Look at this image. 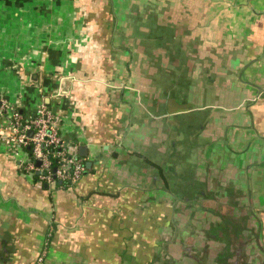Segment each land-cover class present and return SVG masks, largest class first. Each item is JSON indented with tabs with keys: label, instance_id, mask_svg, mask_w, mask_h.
I'll list each match as a JSON object with an SVG mask.
<instances>
[{
	"label": "crops",
	"instance_id": "0c3cea01",
	"mask_svg": "<svg viewBox=\"0 0 264 264\" xmlns=\"http://www.w3.org/2000/svg\"><path fill=\"white\" fill-rule=\"evenodd\" d=\"M0 103L44 104L84 162L49 186L0 135V264H156L191 166L264 264V0H0Z\"/></svg>",
	"mask_w": 264,
	"mask_h": 264
},
{
	"label": "rangeland",
	"instance_id": "374dc122",
	"mask_svg": "<svg viewBox=\"0 0 264 264\" xmlns=\"http://www.w3.org/2000/svg\"><path fill=\"white\" fill-rule=\"evenodd\" d=\"M205 153L206 159L217 164V152L207 151ZM179 169L182 170V168ZM184 169H187L186 173L190 172L193 175H197L199 172L202 173L201 170H208L209 173L203 175V177H206V185L205 187L200 186V190L196 187L194 189L197 191L194 189L188 191L182 183L176 184L180 194H187L188 198L187 200L182 198L174 200L175 209L172 216L174 226H170L173 231L168 230L170 233L167 236L168 241L173 236V241L164 244L165 240H159L161 239L160 235L165 236L167 233L160 234L158 232L155 244L159 245L162 257H157L156 264H211L213 260L211 263L209 261L213 257L217 260V264H252V262L262 264L260 261L262 254L255 252L258 251L253 240L256 236L255 232H250L247 236L244 231L233 230L236 223L243 222L245 218L247 222L248 218L245 213L238 214L239 211L244 212V209L235 208L237 212H232L231 206L233 204H230V200L217 199V168L203 169L191 166ZM203 188L205 191H202ZM218 193L225 194L221 189H218ZM198 194L202 195L195 197ZM205 194H208L209 197L202 199L201 197L203 195L205 197ZM166 221L165 217L159 215V226L164 222L166 223ZM165 251H167V255L164 254ZM152 252L153 247H145L143 249V253H145L143 254L145 255L143 260L148 259L151 256L149 254H152ZM251 252L250 259H247L249 262L244 263L245 259L243 257L247 258L246 254ZM258 258L259 261H257Z\"/></svg>",
	"mask_w": 264,
	"mask_h": 264
},
{
	"label": "built area",
	"instance_id": "2783aa9c",
	"mask_svg": "<svg viewBox=\"0 0 264 264\" xmlns=\"http://www.w3.org/2000/svg\"><path fill=\"white\" fill-rule=\"evenodd\" d=\"M55 96H64L62 86ZM0 115L5 120L0 124V135L12 146L14 155L25 153V159L19 162L23 171L49 186L58 182L72 185L80 178L84 162L69 151L58 132L56 115L44 104L38 105L34 115L24 118L17 107L0 103Z\"/></svg>",
	"mask_w": 264,
	"mask_h": 264
},
{
	"label": "trees",
	"instance_id": "16d2710c",
	"mask_svg": "<svg viewBox=\"0 0 264 264\" xmlns=\"http://www.w3.org/2000/svg\"><path fill=\"white\" fill-rule=\"evenodd\" d=\"M180 168H182V167H180ZM179 170H180L179 168H177V169L175 168V170H174V171H175V175H177V171H178V173H179ZM186 170H187V169L182 168V170H180V171L183 172V174H184V172H185ZM58 184H59V185H65L64 182H62V183L58 182Z\"/></svg>",
	"mask_w": 264,
	"mask_h": 264
},
{
	"label": "water",
	"instance_id": "95a60500",
	"mask_svg": "<svg viewBox=\"0 0 264 264\" xmlns=\"http://www.w3.org/2000/svg\"><path fill=\"white\" fill-rule=\"evenodd\" d=\"M29 133H31V132H29ZM87 164V163H86Z\"/></svg>",
	"mask_w": 264,
	"mask_h": 264
}]
</instances>
